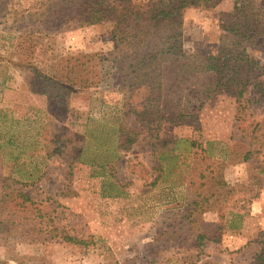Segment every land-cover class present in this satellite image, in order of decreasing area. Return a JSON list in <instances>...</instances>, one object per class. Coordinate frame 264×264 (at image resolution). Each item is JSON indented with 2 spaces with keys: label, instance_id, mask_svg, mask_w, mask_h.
Returning <instances> with one entry per match:
<instances>
[{
  "label": "rangeland",
  "instance_id": "rangeland-1",
  "mask_svg": "<svg viewBox=\"0 0 264 264\" xmlns=\"http://www.w3.org/2000/svg\"><path fill=\"white\" fill-rule=\"evenodd\" d=\"M236 1L218 0L209 10L185 9L178 39L183 53L218 57L222 26ZM50 4L0 0V142L6 132L18 136V142L36 149L25 150L22 158L38 162L51 130L67 129L60 132L71 139L63 157L46 160L40 183L26 192L54 202L46 211L54 210L53 223L90 244L14 237L0 228V264H250L264 241L261 40L246 45L248 57L262 68L243 76L249 84L240 101L250 102L242 111L225 93L200 101L207 85L200 75L183 84L165 77L160 93L155 85H141L127 100L118 80L107 79L115 73L108 58L116 50L112 27L65 24L78 2L59 7L56 14L46 12ZM72 85L80 92L60 88ZM118 125L137 135L128 150L115 152L114 169L105 171L107 183L125 185L113 198L102 195L103 178L93 177V168L71 161L70 147L86 131L92 135L90 147L96 134L108 132L104 148L112 151ZM193 139L197 151L188 147ZM178 140L177 165L165 177L152 169L154 157ZM9 160L4 157L2 175L16 177ZM230 225L239 229L230 231Z\"/></svg>",
  "mask_w": 264,
  "mask_h": 264
},
{
  "label": "trees",
  "instance_id": "trees-1",
  "mask_svg": "<svg viewBox=\"0 0 264 264\" xmlns=\"http://www.w3.org/2000/svg\"><path fill=\"white\" fill-rule=\"evenodd\" d=\"M48 1L51 4L46 7V12H55V14L59 7L78 2V5L70 11L72 12L70 17L65 16V24L71 21L75 26L82 27L108 23L112 27L116 50L109 53L108 58H110L109 61L114 67L115 73L112 74L113 77H111V73L108 74L107 79L118 80L119 86L122 85L120 89L125 92L127 100L129 95L138 92L141 85L146 87L155 85V89L160 93L161 80L165 77L170 78V82L183 84L188 80L192 82L195 76L200 75L204 76V81H207V85H204L206 88L201 91L200 101L206 100L218 92L233 95L238 102L239 111L246 109V104L250 102V99L246 97L240 101L249 84V81L244 80L243 76L246 73H253V69L259 66L257 61H252L248 57L246 45L248 42L253 43L258 39L264 44V1H236L233 14L226 17L228 19L222 26L220 38L222 45L218 57L199 54L186 55L178 44L183 27V11L188 8L209 10L215 7L218 0H147L145 3H135V0ZM60 25L63 24L60 22ZM121 59L129 61V64L125 65ZM38 77L42 78L44 82L51 81L47 80L48 76L39 75ZM259 86L260 84L256 85V87ZM74 87L78 86L60 88L68 91L69 94L80 92V90L74 91ZM11 121L15 123L14 118ZM88 121L89 119H87ZM65 131H67L65 128L51 130L53 134L49 133L48 143L44 142L42 146L44 155L38 162L31 156L28 159L29 162L22 158L25 150H36L35 147H28L18 142V136L8 135V132L5 133L6 135L4 134V140L0 142V228L4 229L7 235L14 237L40 236L44 240L58 238L66 243L84 247L90 244L87 239L72 235L62 226L53 223L51 216L54 210L51 209L50 213L46 211L54 205V202H51V205L49 199L39 201L26 192V188L34 187L40 183L43 178L41 167L45 165L46 160L54 156L63 157L65 144L71 142L69 137L60 133ZM136 135L137 133L134 131L131 135L124 133L122 127L118 125L115 132L117 145L111 151L109 148H104L109 140L108 132L96 134L93 137L94 144L90 147L88 143L91 142L92 135L86 131L83 135L76 137L78 144H72L70 147L71 161L93 168L96 173L92 176L103 178L101 181L102 195L118 198L122 193L120 189L125 185L121 180L107 183L105 171L114 169L115 162L110 163V160L118 159L115 152L121 148L128 150L131 144L136 141ZM126 136L127 138L123 142ZM180 142L181 140L170 141L173 148L158 152L154 157L152 169L164 174L165 177L170 175L173 166L177 165L178 156L175 154L179 147L177 144ZM188 142L189 149L197 151L199 148L197 142L194 139ZM165 145L166 143L163 146ZM7 155L10 156L9 161L13 163V174L16 177L2 175L5 166L3 160ZM177 168H181V165ZM155 183L156 181L152 185ZM106 191L109 194H105L108 193ZM231 191L228 190L226 194H230ZM112 192L113 194H110ZM190 205L192 204L190 203ZM231 223L233 224L234 221ZM238 229L237 226L230 225L229 230L236 231ZM250 264H264V241L259 243L258 250Z\"/></svg>",
  "mask_w": 264,
  "mask_h": 264
}]
</instances>
